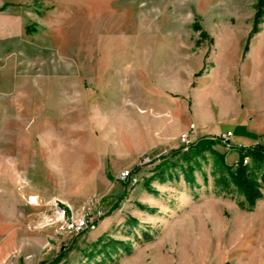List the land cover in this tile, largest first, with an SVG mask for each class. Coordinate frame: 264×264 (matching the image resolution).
I'll return each instance as SVG.
<instances>
[{
  "label": "rangeland",
  "instance_id": "1",
  "mask_svg": "<svg viewBox=\"0 0 264 264\" xmlns=\"http://www.w3.org/2000/svg\"><path fill=\"white\" fill-rule=\"evenodd\" d=\"M257 144L264 0H0V264H264Z\"/></svg>",
  "mask_w": 264,
  "mask_h": 264
},
{
  "label": "trees",
  "instance_id": "2",
  "mask_svg": "<svg viewBox=\"0 0 264 264\" xmlns=\"http://www.w3.org/2000/svg\"><path fill=\"white\" fill-rule=\"evenodd\" d=\"M246 153L251 156L253 160L264 158V145L257 144ZM229 172L230 179L233 182L234 187L242 192L246 200L251 203L259 195V191L256 187L252 186L250 178L247 177L246 168L245 165H242L241 158L236 170Z\"/></svg>",
  "mask_w": 264,
  "mask_h": 264
},
{
  "label": "built area",
  "instance_id": "3",
  "mask_svg": "<svg viewBox=\"0 0 264 264\" xmlns=\"http://www.w3.org/2000/svg\"><path fill=\"white\" fill-rule=\"evenodd\" d=\"M231 135V132L227 131V132H223L219 135H216L214 138H218L222 141H225L227 139H229ZM181 138L183 140V146L185 149L188 148V145L189 143L191 142V140L188 139V133H184L181 135ZM246 161V160H245ZM118 178L120 180H123V181H127V180H135V178L132 177L131 175V172L127 169H124V170H121L118 174ZM64 213V212H62ZM62 217H63V214H62ZM66 224H67V227L69 230L71 231H81L83 230L84 228L88 227V226H92L93 227V222L91 220H88V218H84V219H81L79 221H73V220H66Z\"/></svg>",
  "mask_w": 264,
  "mask_h": 264
},
{
  "label": "crops",
  "instance_id": "4",
  "mask_svg": "<svg viewBox=\"0 0 264 264\" xmlns=\"http://www.w3.org/2000/svg\"><path fill=\"white\" fill-rule=\"evenodd\" d=\"M173 135H174V136H172V137H173V138H176V136H175V135H176V133H175V134H173Z\"/></svg>",
  "mask_w": 264,
  "mask_h": 264
}]
</instances>
